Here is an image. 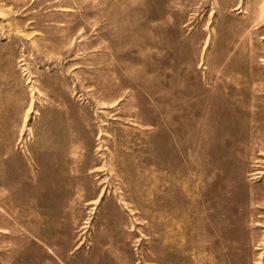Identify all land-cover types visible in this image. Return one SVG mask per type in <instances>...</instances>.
Wrapping results in <instances>:
<instances>
[{
  "label": "rangeland",
  "instance_id": "rangeland-1",
  "mask_svg": "<svg viewBox=\"0 0 264 264\" xmlns=\"http://www.w3.org/2000/svg\"><path fill=\"white\" fill-rule=\"evenodd\" d=\"M0 264H264V0H0Z\"/></svg>",
  "mask_w": 264,
  "mask_h": 264
},
{
  "label": "crops",
  "instance_id": "crops-1",
  "mask_svg": "<svg viewBox=\"0 0 264 264\" xmlns=\"http://www.w3.org/2000/svg\"><path fill=\"white\" fill-rule=\"evenodd\" d=\"M252 83H254V84L255 83H258V85H259L258 88H260V84H261V81L260 80H258V81L252 80Z\"/></svg>",
  "mask_w": 264,
  "mask_h": 264
}]
</instances>
